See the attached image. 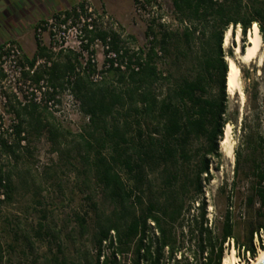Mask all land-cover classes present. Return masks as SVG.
Wrapping results in <instances>:
<instances>
[{
	"label": "trees",
	"instance_id": "1",
	"mask_svg": "<svg viewBox=\"0 0 264 264\" xmlns=\"http://www.w3.org/2000/svg\"><path fill=\"white\" fill-rule=\"evenodd\" d=\"M171 4L182 31L165 28L157 38L153 26H148V45L131 53L119 45L117 35L87 29L85 25L83 49L93 56L90 47L95 41L108 47L105 53H113L119 65L115 67V60H107L106 72L115 77L120 87L107 85L103 78L92 81L95 67L91 58L86 64L90 75L84 72L79 55L70 50L65 52V62L53 61L52 52L39 39L34 56L22 57V76L29 84L41 91L47 80L50 86L41 94L48 101L55 98L57 87H67L88 119L84 134L78 135L84 151V170L99 186L110 212L96 221L93 247L83 250L77 264H222L227 240H233L238 258L243 259L247 253L255 258L257 246H264L263 137L258 135L255 145L248 148L245 166L235 151L231 181L218 189L222 196L228 188L230 196L223 212L212 220L201 186L202 181L210 179L209 159L223 157L219 142L230 123L225 56L233 55L223 48L225 31L231 28L235 34L239 28L245 41L247 31L253 24L258 25L264 51V0H171ZM77 9L85 13L84 5L78 4L58 15L63 14L66 23L69 17H79ZM191 53L192 75L181 74L174 80L170 67L163 70L159 66L160 55L174 56L169 65L175 66ZM78 69L83 74L72 77ZM211 83L215 84L214 93L209 90ZM250 99L254 100L255 95ZM39 110L35 102H17L11 106L15 124L0 130V208L14 199V170L20 155L29 148L30 138L46 134L52 145L58 144V129ZM131 116L137 127V142L129 146L126 136ZM193 139L205 149L194 181L195 213L191 212L192 205L186 206L185 183L176 190L168 188L175 176L165 180L166 189L159 197L153 196L144 182L145 166L157 163L156 159L165 166L176 162L177 157L187 162V146ZM118 170L126 173L131 188L126 187ZM236 209L242 212L238 221L234 218ZM78 227L81 237L89 233L85 219L78 221ZM150 229L156 236L150 234ZM33 231L37 236L43 233L60 239L59 232L51 233L43 225ZM23 235L24 243L31 247V236ZM61 243L56 253L43 261L35 259L32 264H76L62 252ZM0 264H14L3 256L1 246Z\"/></svg>",
	"mask_w": 264,
	"mask_h": 264
},
{
	"label": "rangeland",
	"instance_id": "2",
	"mask_svg": "<svg viewBox=\"0 0 264 264\" xmlns=\"http://www.w3.org/2000/svg\"><path fill=\"white\" fill-rule=\"evenodd\" d=\"M78 4L84 5V14L91 18L94 29L117 35L119 45L130 53L148 45L146 37L148 26H153L157 38L165 28L173 32L182 31L174 15L171 0H0V47L6 44L15 45L20 52L16 58L17 66L22 68L23 55L31 59L36 52V41L39 39L41 44L52 52L53 61L65 62L67 59L65 52L70 50L79 55L78 61L83 65L84 72L90 75L86 64L87 60L92 58L95 67L94 73L91 74L92 78L97 74V81L103 78L107 85L120 87L115 77L104 69L105 54L99 41H95L90 47L93 51L91 56L83 49V45L86 44L84 33L82 43L78 46L74 30L63 31L62 28L56 27L55 34L65 37L63 42L65 47L56 52L52 50L51 30L42 26L48 20H54L56 15L72 10L73 6ZM261 26L264 27V22ZM248 33L249 30L245 41L240 35L242 50L247 46ZM234 45L237 43L232 42L230 47L223 48L226 51L231 50L233 55ZM262 53L264 57L263 49ZM173 58L174 56L160 55L159 66L163 70L170 67L174 80L181 74H194V54L191 53L188 59L170 66ZM225 60L227 63L228 60H232L239 68V89L233 94L227 93L229 96L227 118L230 123L225 126L221 140L225 139V131L229 127L233 157L237 151L241 164L245 166L244 158L247 156L248 148L255 145L258 135L264 138V62L261 67L258 66L257 59L243 64L234 55L232 58L225 56ZM38 64L41 65L43 62L39 61ZM7 70L8 79L2 77L3 73L0 72V130L15 124L11 106L17 102H34L35 98H40L38 106L42 117L58 129L60 137L58 144L52 145L46 134L33 136L30 138L29 148L20 155L14 170L16 186L14 199L0 208V246L3 256L14 264H32L35 259L43 261L44 258L56 253L58 244L62 242V252L77 264L83 250L93 247L92 236L95 233L96 221L110 212L99 186L90 180L84 170L85 162L82 159L84 151L78 135L84 134L88 119L82 113L79 101L67 87L64 89L57 87L55 98L48 101V98L38 91V87L29 84L22 74L18 77L15 70L9 67ZM77 74L82 75V69L76 70L71 76ZM42 85L45 88L50 86L47 80H44ZM210 87V92L214 93L215 84L211 83ZM250 95H255V99H250ZM45 107L47 109L43 110ZM128 120L131 126L127 130L126 138L130 146L131 142H137L135 137L137 127L133 116ZM250 134L253 136L249 137ZM221 140L219 151L223 157L209 159L210 179L201 182L208 217L211 220L219 216L226 206V199L230 196L229 190L227 188V194L221 196L218 189L223 183L231 181L235 166V157L231 160L225 156ZM187 150L189 154L187 162L177 157L176 162L173 160L168 166L162 165L157 159L155 160L157 163L146 165L144 182L153 196L159 197L166 189L165 180L175 176L176 180L171 179L168 188L176 190L185 183L186 191L183 196L186 206L192 205L191 212L195 213L194 181L205 149L200 142L193 139ZM4 163L6 164L5 160ZM118 171L126 187L131 188L132 183L126 173ZM201 179L205 177L202 176ZM145 194L147 195V190ZM241 213L236 209L234 213L236 221L240 219ZM80 219H85L89 230L83 237L80 236L78 227ZM39 225L45 226L51 233L59 232L60 239L54 240L43 233L41 236L35 235L33 230ZM25 233L31 236V247L23 241ZM150 234L156 236L153 229H150ZM262 241L264 243L263 237ZM253 242L258 245L256 239ZM259 249L258 247L257 252ZM232 251L237 258V264L250 263L246 256L245 262L241 256L238 258L230 244L226 247L224 255L227 253L231 255Z\"/></svg>",
	"mask_w": 264,
	"mask_h": 264
},
{
	"label": "bare ground",
	"instance_id": "3",
	"mask_svg": "<svg viewBox=\"0 0 264 264\" xmlns=\"http://www.w3.org/2000/svg\"><path fill=\"white\" fill-rule=\"evenodd\" d=\"M240 29L237 28L235 34H233L232 29L229 28L225 31L223 39V47H230L232 42L237 43V45L232 46L233 55L240 63H247L254 59L258 60V66L261 67L264 62V57L262 53V38L258 31L257 25H253L249 30L247 38V46L244 50L240 46ZM239 68L234 64L232 60H228V72L226 75V90L227 93L233 94L234 91L239 89ZM224 147L223 152L227 158L233 160V146L230 141L229 127L225 131V139L221 140ZM264 260V247L259 249L258 254L255 258L251 260L248 264H260ZM222 264H237V258L232 251L231 255L227 253L224 255ZM243 264V263H241Z\"/></svg>",
	"mask_w": 264,
	"mask_h": 264
},
{
	"label": "built area",
	"instance_id": "4",
	"mask_svg": "<svg viewBox=\"0 0 264 264\" xmlns=\"http://www.w3.org/2000/svg\"><path fill=\"white\" fill-rule=\"evenodd\" d=\"M85 9V8H84ZM77 13L79 14L78 18H74V17H69L66 21V23H63V20L65 19V16L62 15H58L57 17H54V20H48L42 27L47 28L49 30H51V35H52V50L53 51H59L61 49H63L65 47V44H63L65 37L64 36H58L55 34V28L58 27L59 29L62 28L63 31H70L71 29L74 30L75 32V39L77 40V44L78 46L81 45L82 43V34L83 29L85 27V25H87V29H94V26L91 24V18L89 16H86L84 13H82L79 9H77ZM73 20L75 22H73ZM54 21V22H53ZM256 25V24H253ZM41 28L38 29V31H40ZM64 35V34H63ZM80 39V40H78ZM86 41V40H84ZM103 49H104V54H105V59H104V69L106 71V69L109 67V63L107 62V60L113 59L115 60V67L117 65H119V60H117L115 58V55L113 53H105V50L108 49L107 46H104L103 44H101ZM20 52L18 50V48L15 45H11V44H6L4 46L0 47V72L3 73V76L5 79H8V70L7 68H11L13 70L16 71V74L18 77L21 76L22 74V70L23 68H20L19 66H17V61L16 58L19 56ZM7 59V61H6ZM91 62L93 63L94 60L91 58ZM121 69H124V65H121ZM92 78V76H91ZM94 82L97 81V74L95 75L94 78H92ZM101 79V77L99 78ZM45 90V87H43L40 91V93ZM34 102L36 104H40V98H35ZM264 238V236H263ZM230 244L231 249L233 250V240H227V242L224 244L225 247H228ZM258 250V247H257ZM253 258L250 257V255L247 253L246 254V260L248 262H251ZM245 262V259H244Z\"/></svg>",
	"mask_w": 264,
	"mask_h": 264
},
{
	"label": "water",
	"instance_id": "5",
	"mask_svg": "<svg viewBox=\"0 0 264 264\" xmlns=\"http://www.w3.org/2000/svg\"><path fill=\"white\" fill-rule=\"evenodd\" d=\"M260 264H264V260Z\"/></svg>",
	"mask_w": 264,
	"mask_h": 264
}]
</instances>
